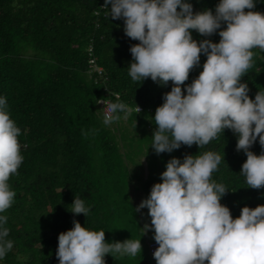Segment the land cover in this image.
Returning a JSON list of instances; mask_svg holds the SVG:
<instances>
[{
    "label": "trees",
    "instance_id": "trees-1",
    "mask_svg": "<svg viewBox=\"0 0 264 264\" xmlns=\"http://www.w3.org/2000/svg\"><path fill=\"white\" fill-rule=\"evenodd\" d=\"M104 2L0 0V97L6 98L10 118L21 129L23 156L18 174L8 181L15 192L12 206L0 213L7 216L6 239L13 242L0 264H59L58 236L74 227L73 220L90 231H104L107 243L141 240L142 251L135 257L109 254L106 264H156L144 243L145 213L136 212L130 186L148 198L151 188L163 182L161 174L172 158L183 161L186 155L207 151L221 155L211 179L228 191L221 204L233 219L244 207L264 205V188H248L240 175L247 156L236 151L237 136L231 130L202 148L181 146L160 155L151 148L155 111L173 84L132 81L130 47L139 41L125 35L124 21L112 20ZM187 2L194 12L215 13L220 0ZM255 3L253 11L264 13V0ZM192 36L198 42L221 39L218 32L203 37L193 30ZM252 51L253 65L241 82L254 100L264 91V51ZM206 59L202 54L200 66L190 72L185 95ZM116 94L132 112L127 119L119 113V121L105 125L96 100L117 102ZM138 106L141 112L135 111ZM251 151L260 155L264 149L257 140ZM142 153L145 178L136 160ZM75 197L89 209L87 217L71 213Z\"/></svg>",
    "mask_w": 264,
    "mask_h": 264
},
{
    "label": "clouds",
    "instance_id": "clouds-1",
    "mask_svg": "<svg viewBox=\"0 0 264 264\" xmlns=\"http://www.w3.org/2000/svg\"><path fill=\"white\" fill-rule=\"evenodd\" d=\"M255 7V0H220L215 13L194 12L187 0H105L103 6L112 20L124 21L128 38L139 41L130 47L132 81L151 78L161 86L173 84L155 111L151 146L155 153H172L181 146L202 148L231 130L237 136L236 151L247 156L240 175L248 188L259 190L264 188V151L256 155L251 149L257 140L264 149V91L253 100L247 83L241 82L253 65L252 50L264 51V13L253 11ZM193 30L203 37L218 32L221 39L198 42ZM202 54L207 57L203 71L186 87L185 95L183 86L200 66ZM116 95L117 102L96 100L98 107L104 105L105 125L119 121V113L127 119L132 112ZM136 110L141 112L139 106ZM20 134L6 98L0 97V213L15 197L8 181L23 162ZM221 161V155L212 151L186 155L183 161L172 158L161 174L163 182L156 183L135 209H148L151 223L144 231L154 230L159 245L153 254L156 264H264V205L244 207L233 219L221 204L228 191L211 179ZM71 208L76 216L87 217L89 212L78 197ZM6 223L7 216L0 215V259L13 248L6 239ZM73 225L58 236L59 264H106L109 254L135 257L142 251L141 240L107 243L104 231H90L77 220Z\"/></svg>",
    "mask_w": 264,
    "mask_h": 264
},
{
    "label": "rangeland",
    "instance_id": "rangeland-1",
    "mask_svg": "<svg viewBox=\"0 0 264 264\" xmlns=\"http://www.w3.org/2000/svg\"><path fill=\"white\" fill-rule=\"evenodd\" d=\"M122 121L124 122V119ZM123 124L126 125L125 122ZM121 151L123 152V149H121ZM136 160L140 163L141 174H142V177L145 178L147 176V169H146V163H145L146 162L145 154L142 153V154L138 155L136 157ZM130 166H132V165L129 164V168H130ZM130 187H131L130 188L131 189L130 190V192H131V198L134 201V203H136V205L139 206L140 203L144 199H146L147 197L141 192L140 188L134 189V187H132V184H131ZM141 211H143L145 213V216L144 217H145V219L147 221V224L150 225V223H151V217L148 215V209L145 208V209H142ZM151 234H152V237H151ZM154 234H155L154 233V230H150V231H148V232L145 233L146 239H145V242L144 243L146 245H148V243H150L151 240H154Z\"/></svg>",
    "mask_w": 264,
    "mask_h": 264
},
{
    "label": "built area",
    "instance_id": "built-area-1",
    "mask_svg": "<svg viewBox=\"0 0 264 264\" xmlns=\"http://www.w3.org/2000/svg\"><path fill=\"white\" fill-rule=\"evenodd\" d=\"M101 8H102V7H101ZM115 98H117V95H115ZM99 107L101 108V111H102L104 105L99 104ZM136 109H137V108H135V111H137ZM102 114H103V116H104L103 111H102ZM158 247H159V245H158L155 241L149 243V245H148V251H149V254H150L151 257H154L153 254H154V252L158 249Z\"/></svg>",
    "mask_w": 264,
    "mask_h": 264
}]
</instances>
